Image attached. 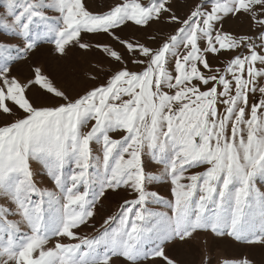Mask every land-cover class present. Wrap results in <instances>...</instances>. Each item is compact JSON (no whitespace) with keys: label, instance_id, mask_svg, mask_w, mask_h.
I'll return each instance as SVG.
<instances>
[{"label":"snow or ice","instance_id":"snow-or-ice-1","mask_svg":"<svg viewBox=\"0 0 264 264\" xmlns=\"http://www.w3.org/2000/svg\"><path fill=\"white\" fill-rule=\"evenodd\" d=\"M167 5L168 0H150L148 5L124 0L95 15L82 0H6L10 20L0 17V25L22 37L25 54L37 46L31 25L39 20L55 33L61 54L73 42L81 49L89 47L80 42L82 32H105L128 55L126 60L117 50L97 45L120 67L106 74L104 84L78 98L54 87L36 68L35 83L63 101L53 106H35L26 86L8 76L10 69H0V112L15 116L10 104L24 112L0 126V196L15 205V210L0 205V228L9 233L0 242V264H111L115 256L129 264L155 259L176 264L166 254V244L182 243L201 230L264 244V194L257 196L253 187L258 176L264 177V98L249 105L250 96L264 97V0H203L182 21ZM45 7L59 12L60 20L48 17ZM166 12L181 27L157 48L113 32L129 21L146 26ZM240 13L261 33L237 37L217 27L225 16ZM241 47L246 54L236 55L223 71L210 65L209 54ZM128 63L144 67L135 71ZM91 121L90 130L83 131ZM115 131L125 135L114 139L110 133ZM94 140L102 143V158L93 156ZM145 149L171 176V215L146 207L150 196L158 197L145 190V182L155 179L145 174ZM31 159L45 165L59 195L37 188ZM67 164L73 171L65 177ZM93 166L103 169L95 180L89 174ZM201 166L205 171L188 174ZM94 183L99 188L92 193ZM122 185L130 186L137 198L125 201L128 207L121 213L119 229L98 238L79 237L74 230L95 215L98 199ZM49 211L54 212L50 223ZM257 213L258 228L250 222ZM8 215L21 219L9 221ZM21 223L29 226V233H20ZM52 236L79 243L58 242L46 249ZM152 236L158 242L147 248L145 242ZM101 244L103 253L97 250ZM239 264L251 261L242 258Z\"/></svg>","mask_w":264,"mask_h":264},{"label":"rangeland","instance_id":"rangeland-1","mask_svg":"<svg viewBox=\"0 0 264 264\" xmlns=\"http://www.w3.org/2000/svg\"><path fill=\"white\" fill-rule=\"evenodd\" d=\"M49 0H45V3ZM87 11L95 15H102L110 11L117 4L124 0H82ZM141 3L148 5L150 0H140ZM203 0H168V7L171 14L179 18L180 21L187 19L190 13L201 4ZM211 4L206 5L210 10ZM45 14L53 21H59L61 14L52 8L42 9ZM6 0H0V17H6ZM169 13H164L159 21H152L146 26L136 25L129 21L113 32L121 39L133 43H141L157 48L163 41H166L171 35L175 34L181 24L169 20ZM224 33L233 36H251L256 37L261 33V29L255 26L247 14L240 13L236 15H227L217 25ZM47 33V34H46ZM31 35L37 40V46L27 54L24 53V41L22 37L12 28L0 25V69L8 67L10 69L8 76L14 77L26 86V95L30 101L37 107L53 106L62 103L61 98L47 92L40 85L35 83V69L39 68L41 73L46 76L52 85L63 91L70 98H78L87 91L100 86L106 82V74L113 68L120 67L107 53L97 45H105L117 50L125 56L127 53L123 45L114 39L111 33L82 32L80 42L89 45L87 49H81L75 42L66 47L65 53L58 52L55 44V33L48 32L43 22L37 20L31 25ZM155 37V40L152 39ZM258 42V41H257ZM238 54H246V50L241 47L233 51H221L218 54H209L208 59L213 69L223 71L230 60ZM128 67L141 71L143 65L137 66L128 63ZM202 71H205L201 67ZM96 77L92 79L91 77ZM259 93L249 97V105L257 102ZM15 116L6 115L0 112V126H6L14 122L17 118L23 117L24 112L18 107L11 105ZM94 121H91L83 131L90 130ZM114 139H121L125 133L115 131L110 133ZM91 149L94 157L102 158V143L93 141ZM33 180L38 189L55 191L59 195V189L56 187L47 168L36 159L29 161ZM142 164L146 175L155 177V179L145 182V190L148 193H156L158 199L149 197L146 207L153 212L167 213L171 215V210L167 206L168 202L174 201L173 187L170 174L165 171L166 165L155 162V158L150 151L145 149L142 155ZM206 166L191 169L188 174L203 172ZM73 171V165L67 164L64 169V176L67 177ZM90 176L95 180L103 175L102 167L93 166L89 169ZM187 183V181H183ZM255 194L259 196L264 194V177L258 176L253 183ZM99 185L93 184L91 192L98 191ZM83 190V189H81ZM34 199L38 197L34 196ZM91 198V197H90ZM137 198V193L130 186H120L115 190H107L105 195L98 199L95 205V215L88 222L74 231L81 238L89 239L101 237L106 231L109 234L114 233L120 227L119 219L121 213L128 207L125 201H132ZM0 205L15 210V205L10 203L8 197L0 196ZM214 207V206H212ZM54 212L49 211L46 214V220L50 223ZM109 217H113L110 223H105ZM9 221H20L18 215H8ZM250 222L259 227L261 220L258 213L250 217ZM29 226L25 223L20 224V233H29ZM9 233L0 228V242L8 239ZM79 243V240H70L67 237L52 236L45 245L46 249L54 248L56 243ZM156 240L152 236L146 241V247L154 246ZM103 253L106 249L103 244L97 249ZM166 254L176 261V264H239L242 258L251 261V264H264V244H249L244 241H237L234 237L228 235H215L211 231L201 230L194 234L190 239L184 242H170L165 246ZM111 264H129L122 257L115 256ZM139 264H164L161 259L145 260Z\"/></svg>","mask_w":264,"mask_h":264}]
</instances>
